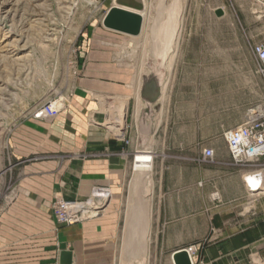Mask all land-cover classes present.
Masks as SVG:
<instances>
[{"label":"rangeland","instance_id":"rangeland-1","mask_svg":"<svg viewBox=\"0 0 264 264\" xmlns=\"http://www.w3.org/2000/svg\"><path fill=\"white\" fill-rule=\"evenodd\" d=\"M143 4L141 33L128 37L102 25L114 0H0V207L15 200L26 166L50 158L100 165L109 151L84 145L104 136L116 142L97 123L117 130L126 153L118 197L96 186L89 197L51 207L60 227L110 216L113 264H172L179 247L154 243L187 242V212L264 207V189L245 182L256 184L247 175L257 168L236 166L224 140L250 110L264 108V76L253 55L264 43V0ZM114 90L128 98L109 99L122 95ZM43 104L57 107L56 117H36ZM205 149L212 159L203 160ZM101 191L104 199L96 197ZM168 202L171 215L162 210ZM64 205L76 208L78 222L59 221L69 214ZM157 209L170 219L164 234L161 222L152 226ZM190 247L194 258L204 249Z\"/></svg>","mask_w":264,"mask_h":264},{"label":"crops","instance_id":"crops-1","mask_svg":"<svg viewBox=\"0 0 264 264\" xmlns=\"http://www.w3.org/2000/svg\"><path fill=\"white\" fill-rule=\"evenodd\" d=\"M114 92L122 95L110 94L109 99L128 98L125 91ZM97 126L117 139L110 143V138L104 136L100 142L84 145L94 151H109L107 160L100 165L82 162L70 167L50 158L25 167L13 195L15 200L0 207V264H59L62 251L72 253V264L114 263L117 244L110 237V216L60 227L51 210L57 199L86 198L96 186L118 197L126 166V153L120 140L123 135L103 124L97 123ZM209 198L214 199L212 194ZM171 205L172 202H168L162 208L167 215H171ZM155 214L152 226L161 222L163 234L172 230L168 226L169 217L160 219L159 209L157 213L152 210V215ZM183 220L189 232L187 242L174 244L166 236V242H159L157 238L154 243L156 246H178L171 258L181 248L202 246L204 249L199 256L191 258L192 264H264L263 205L244 213H237L232 206L205 210L193 216L187 212Z\"/></svg>","mask_w":264,"mask_h":264},{"label":"built area","instance_id":"built-area-1","mask_svg":"<svg viewBox=\"0 0 264 264\" xmlns=\"http://www.w3.org/2000/svg\"><path fill=\"white\" fill-rule=\"evenodd\" d=\"M253 55L259 64V72L264 76V43L253 48ZM36 117L54 118L58 113V108L52 104H43L35 109ZM224 140L228 154L236 166H254L259 179L257 190L264 189V108L257 107L248 112L246 118L238 125L224 132ZM214 156L212 149H205L202 152L203 160H210ZM251 191H257L252 190ZM62 209H68L67 216L59 217L60 222L73 225L78 222L80 214L72 211L74 206L64 205ZM71 211V212H70ZM187 253L194 256V249H186Z\"/></svg>","mask_w":264,"mask_h":264},{"label":"water","instance_id":"water-1","mask_svg":"<svg viewBox=\"0 0 264 264\" xmlns=\"http://www.w3.org/2000/svg\"><path fill=\"white\" fill-rule=\"evenodd\" d=\"M143 8V0H114V5L107 10L102 19V25L106 30L128 37H138L142 30L143 17L141 12ZM215 14L220 17L222 10H217ZM105 205L95 209L100 211L105 208ZM172 261L173 264H192L186 249L174 252ZM59 264H72V253L62 251Z\"/></svg>","mask_w":264,"mask_h":264},{"label":"bare ground","instance_id":"bare-ground-1","mask_svg":"<svg viewBox=\"0 0 264 264\" xmlns=\"http://www.w3.org/2000/svg\"><path fill=\"white\" fill-rule=\"evenodd\" d=\"M1 6H3V4H1ZM9 21V19H4L3 20V23H7ZM3 48V47H2ZM247 176H250L252 177L253 179V182H255L256 184L254 186H252V184H250V182L247 180V178L245 177V182L247 183V187L248 189H252V190H257L258 188V183H259V179L256 175H247ZM101 196L103 197V199L107 196V193L105 191H101L99 192V195H97L96 197L97 198H101ZM190 256V255H189ZM191 257V256H190ZM191 259V258H190Z\"/></svg>","mask_w":264,"mask_h":264}]
</instances>
